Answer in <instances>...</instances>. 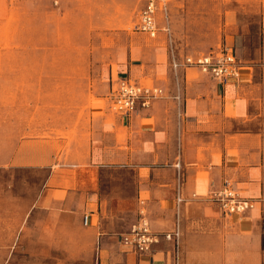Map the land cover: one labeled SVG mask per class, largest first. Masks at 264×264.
Listing matches in <instances>:
<instances>
[{
  "label": "crops",
  "instance_id": "0c3cea01",
  "mask_svg": "<svg viewBox=\"0 0 264 264\" xmlns=\"http://www.w3.org/2000/svg\"><path fill=\"white\" fill-rule=\"evenodd\" d=\"M120 1L130 4L132 0L62 2L66 11L77 13L73 16L72 42L84 43L83 33L99 41L100 11L114 12L115 4ZM257 2L263 46L260 51L244 54L243 33L226 37L220 47L229 48L240 68L239 75L225 83L198 67L172 68V59L181 62L184 55L197 56L220 47L178 55L173 46L169 14L167 21L163 14L160 21L158 14L162 12L157 13L155 37L136 31L142 36L134 41L128 38L115 42L111 53L117 72L114 78L110 69L107 94L113 80L129 77L161 87L164 95L126 116L111 113L109 103L105 109L102 104L91 105L90 112L102 113L90 116L85 145L70 146L73 155L81 158L74 162L60 160V170L55 171L49 162L37 165L28 159L19 163V151L12 154V164H28L29 170H38L41 179L28 180L27 187L32 191L27 193L16 190L13 180L0 187V264L19 260L13 253L29 247L30 238L23 240V237L56 236V243L66 249V236L74 232L78 214L83 226H91L93 215L99 220L102 206L95 200L98 193L79 187L92 183L88 180L90 169L98 171L104 167L133 173L136 219L142 208L159 239L148 252L139 253L123 245L120 237L92 233V240L98 242L100 249L99 264H264V0ZM98 3L104 4V8L100 9ZM136 5L138 20L143 1L136 0ZM170 5L169 0L167 13ZM32 10L47 11L45 0ZM113 34L114 31L104 36ZM143 35L157 40H148ZM241 43L243 47L238 46ZM78 131L82 132L83 127ZM84 168L90 169L81 171ZM178 174L181 180L177 179ZM80 175L81 180L77 178ZM224 181L253 200L254 207L244 213L227 215L207 199V193L220 188ZM178 186L183 198L179 204ZM56 188L65 191L62 199L52 197ZM35 189H38L36 195ZM90 203H95V211L89 208ZM52 207L59 209L60 228L20 227L22 222L28 223L35 217L48 219ZM85 214L90 219L88 225L82 222ZM175 222L179 225L176 244L163 237V233L173 230Z\"/></svg>",
  "mask_w": 264,
  "mask_h": 264
},
{
  "label": "rangeland",
  "instance_id": "374dc122",
  "mask_svg": "<svg viewBox=\"0 0 264 264\" xmlns=\"http://www.w3.org/2000/svg\"><path fill=\"white\" fill-rule=\"evenodd\" d=\"M42 1L0 0V187L13 180L16 190L22 193L32 191L27 182L39 181L40 173L37 169L29 170L28 164H12V154L19 151V163L28 159L37 165L49 162L55 171L60 170L62 159L74 162L81 158L73 155L70 146L85 145L90 116L102 113L90 112L91 105L102 104L104 109L109 105L106 95L110 69L114 78L117 72L111 48L115 42L128 38L134 41L142 36L135 30L136 0L130 4L120 1L114 12L100 11L99 41L83 33L84 43L78 44L72 42L73 16L77 13L65 10L62 2L66 0H45L47 11L33 12L32 8ZM257 3V0H170L168 14L176 52L181 56L186 52L218 49L226 37L241 33L246 40L244 47L242 43L238 46L244 48V54L260 51L263 41ZM98 5L104 8V4ZM161 16L159 13L160 21ZM112 31L113 35L104 36ZM81 126L82 132L78 131ZM86 169L90 168L81 171ZM88 172L92 183L79 189L98 193L95 200L102 206L99 220L93 215L91 226H83L78 214L74 232L66 236V249L56 243V236L23 237V240L30 238L29 247L13 253L19 260L4 264H99L100 249L98 242L92 240V233L96 236L104 232L116 238L129 231L137 220L135 177L131 171L117 167L98 171L92 168ZM77 178L81 180V175ZM53 182L50 181V187ZM37 192L35 189L34 194ZM64 195V190L56 188L52 197L62 199ZM89 208L95 211V203H90ZM58 217L59 209L52 207L48 219L35 217L28 223L22 222L20 227L60 228Z\"/></svg>",
  "mask_w": 264,
  "mask_h": 264
},
{
  "label": "built area",
  "instance_id": "2783aa9c",
  "mask_svg": "<svg viewBox=\"0 0 264 264\" xmlns=\"http://www.w3.org/2000/svg\"><path fill=\"white\" fill-rule=\"evenodd\" d=\"M143 5L138 13V20L135 30L155 37L158 32L157 13L162 12L165 20H168L167 5L169 0H141ZM166 32L168 27L164 28ZM171 66L176 70L179 66L198 67L201 71L210 74L220 83H225L233 77L239 75V61L228 47L222 46L217 51L192 56L184 55L182 61L172 59ZM164 95V90L159 86L136 82L129 77H117L111 82L108 90L107 99L110 107L121 115L133 113L137 107H148L151 102ZM178 97V96H176ZM180 174L177 179H180ZM176 201L178 204L183 202L179 193ZM207 199L216 203L222 211L227 214H240L254 207L255 203L250 198L244 197L232 186L229 181H224L220 188L210 190ZM84 225L90 223L89 216L83 215ZM166 240L177 243L179 237V225L175 222L172 231L163 233ZM158 234L151 230L150 222L146 217L145 211L140 208L139 217L126 233L122 234L120 241L123 245L134 248L139 253L148 252L152 245L158 242Z\"/></svg>",
  "mask_w": 264,
  "mask_h": 264
}]
</instances>
